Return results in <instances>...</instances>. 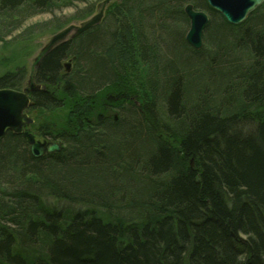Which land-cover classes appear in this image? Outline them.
Segmentation results:
<instances>
[{"label": "trees", "instance_id": "obj_1", "mask_svg": "<svg viewBox=\"0 0 264 264\" xmlns=\"http://www.w3.org/2000/svg\"><path fill=\"white\" fill-rule=\"evenodd\" d=\"M187 2L210 14L200 49ZM108 10L35 70L30 128L61 149L33 157L23 134L0 140V264H264V3L239 24L207 0ZM94 13L92 0H0V43ZM23 58L0 57V88H23ZM140 62L148 92L121 93Z\"/></svg>", "mask_w": 264, "mask_h": 264}, {"label": "water", "instance_id": "obj_2", "mask_svg": "<svg viewBox=\"0 0 264 264\" xmlns=\"http://www.w3.org/2000/svg\"><path fill=\"white\" fill-rule=\"evenodd\" d=\"M110 1L104 0L99 5L101 9L97 14L82 21L80 24H70L47 39L45 45L34 57L28 86L22 90L0 88V140L7 131L23 134L30 145L29 149L33 157H41L48 152H56L61 149L59 142L37 139L36 135L28 129L34 123V118L28 112L33 104L31 93L44 88L35 82L34 73L43 57L57 45L100 23L104 16L105 8ZM207 2L213 10L221 13L229 23L239 24L262 5L264 0H207ZM185 13L190 19V28L186 34V39L194 48L199 49L203 46V34L209 22V15L204 10L196 9L194 4H188L185 7ZM72 62L73 59L71 58L64 63L66 73L71 72Z\"/></svg>", "mask_w": 264, "mask_h": 264}, {"label": "rangeland", "instance_id": "obj_3", "mask_svg": "<svg viewBox=\"0 0 264 264\" xmlns=\"http://www.w3.org/2000/svg\"><path fill=\"white\" fill-rule=\"evenodd\" d=\"M95 3V14H97L101 7L99 6L104 0H92ZM113 2H110L107 4L105 11H104V16L106 15V13L109 11L108 7L112 4ZM77 6L81 7L83 6L82 3H77ZM200 9V8H199ZM76 10V7H69V8H64L62 10H57L55 11L54 14L56 15H63V16H69L71 15L74 11ZM53 16V14L51 13H43V14H39L36 15L32 18H30L27 22L26 25L34 23V22H39V21H43V20H47L50 19ZM82 21H72L69 24H80ZM189 27H187V31H188ZM52 34H46V35H42V36H38L35 37L34 39L30 40L27 43H19V44H15V45H4L0 43V57L2 56H9V55H13L17 52L23 51L24 50V58L23 60L27 63V67H28V72H30L31 70V66L34 62V57L39 53V51L41 50V48L45 45L47 39L51 36ZM204 34H203V42H204ZM27 53V55L25 54ZM29 53V54H28ZM1 71V68H0ZM147 75H148V66L145 63L140 62L138 65H136V67L133 69V71L131 72V78L129 79V81H126L124 83L121 84V87H119V91L121 93H125V92H134L135 94L138 93H146L148 92V88H147ZM28 78V77H27ZM28 86V80H25V83L23 85V87ZM114 91V89H113ZM111 94V92L109 91H104L102 93H100L99 96H97V109L102 110L103 106L105 104H107V97ZM100 107V108H98ZM30 115L34 118H36L37 113L34 111H29ZM115 113V110L114 112ZM33 131V130H31ZM34 132V131H33ZM36 134V136L39 139H43L41 138L38 133L34 132ZM48 201L54 202V199L52 198H47ZM56 204H58L59 206L61 205H65V206H69V203H65L62 201H55ZM72 207L75 208H79L82 207L81 205L78 204H71ZM70 207V206H69Z\"/></svg>", "mask_w": 264, "mask_h": 264}, {"label": "bare ground", "instance_id": "obj_4", "mask_svg": "<svg viewBox=\"0 0 264 264\" xmlns=\"http://www.w3.org/2000/svg\"><path fill=\"white\" fill-rule=\"evenodd\" d=\"M116 1H120V0H111L110 2H116ZM188 4H194L193 2H187L186 3V5H185V7L188 5ZM195 6V5H194ZM185 7H184V11H185ZM196 8V7H195ZM196 9H199V8H196ZM199 10H202V9H199ZM205 11V10H204ZM207 12V11H206ZM208 13V12H207ZM221 14V13H220ZM208 15H209V20H210V14L208 13ZM188 17V16H187ZM225 18V17H224ZM232 24V23H231ZM189 28H190V19H189ZM207 29V28H206ZM206 29H205V31H204V35H205V32H206ZM189 30V29H188ZM188 32V31H187ZM203 45H204V42H203ZM203 47V46H202ZM201 47V48H202ZM200 49V48H199ZM71 58H68V59H66V62L67 61H69ZM40 85H42V84H40ZM43 86V85H42ZM44 87V86H43ZM44 89V88H43ZM26 138V137H25ZM28 142V141H27ZM29 144V143H28ZM30 146V145H29ZM30 150V149H29Z\"/></svg>", "mask_w": 264, "mask_h": 264}]
</instances>
